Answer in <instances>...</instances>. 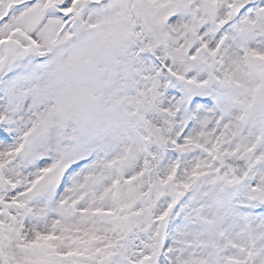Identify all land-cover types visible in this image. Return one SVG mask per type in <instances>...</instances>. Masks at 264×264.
<instances>
[{"label": "snow or ice", "instance_id": "1", "mask_svg": "<svg viewBox=\"0 0 264 264\" xmlns=\"http://www.w3.org/2000/svg\"><path fill=\"white\" fill-rule=\"evenodd\" d=\"M0 264H264V0H0Z\"/></svg>", "mask_w": 264, "mask_h": 264}]
</instances>
